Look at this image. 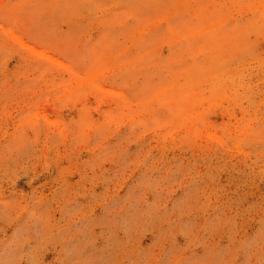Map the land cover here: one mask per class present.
Listing matches in <instances>:
<instances>
[{"label": "rangeland", "instance_id": "1", "mask_svg": "<svg viewBox=\"0 0 264 264\" xmlns=\"http://www.w3.org/2000/svg\"><path fill=\"white\" fill-rule=\"evenodd\" d=\"M0 264H264V0H0Z\"/></svg>", "mask_w": 264, "mask_h": 264}]
</instances>
